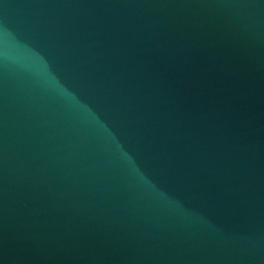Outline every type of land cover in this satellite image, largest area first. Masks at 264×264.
<instances>
[{
    "label": "water",
    "instance_id": "95a60500",
    "mask_svg": "<svg viewBox=\"0 0 264 264\" xmlns=\"http://www.w3.org/2000/svg\"><path fill=\"white\" fill-rule=\"evenodd\" d=\"M0 264H264V0H0Z\"/></svg>",
    "mask_w": 264,
    "mask_h": 264
}]
</instances>
